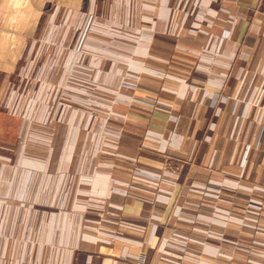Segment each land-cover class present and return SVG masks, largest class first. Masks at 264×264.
I'll return each instance as SVG.
<instances>
[{"label":"crops","instance_id":"obj_1","mask_svg":"<svg viewBox=\"0 0 264 264\" xmlns=\"http://www.w3.org/2000/svg\"><path fill=\"white\" fill-rule=\"evenodd\" d=\"M177 3L0 0V264H261L264 233L247 224L262 220L246 214V204L264 202V0H188L183 17ZM87 9L123 30L111 46L211 65L189 70L193 81L185 85L141 73L131 93L156 98L160 109L150 119L130 112L124 125L137 132L108 134L114 149L140 154L151 141L178 161L177 170H166L176 180L171 200L157 204L158 219L141 196L121 193L126 183L146 190L147 181L95 166L101 120L90 124L85 114L66 111L53 119L50 104H33L28 109L43 113L40 123L59 132L33 130L21 139L12 79L53 31L66 45ZM190 45L194 51H184ZM128 103L114 110L126 114ZM88 126L96 129L82 130ZM149 131L161 140H149ZM185 202L187 215L176 219ZM101 208L113 218L87 213Z\"/></svg>","mask_w":264,"mask_h":264},{"label":"rangeland","instance_id":"obj_2","mask_svg":"<svg viewBox=\"0 0 264 264\" xmlns=\"http://www.w3.org/2000/svg\"><path fill=\"white\" fill-rule=\"evenodd\" d=\"M177 2L176 7L182 17L183 14H188L187 7H185L188 0H177ZM101 8L104 7L101 5ZM57 17L56 20L59 21L62 15ZM99 18L93 9L84 10L76 20L70 40L66 45L59 41L61 31H53L50 38L51 43L36 46V58H33L35 61L30 63L25 60L22 62L19 72L12 79L10 89L14 93V104L11 109L21 120L23 119L20 126L21 139L31 136L33 130L36 131L35 135L41 136L47 134L50 129L54 133L58 129H55L53 124L40 123L43 113L40 110L31 111L28 109L33 104L37 108L50 104L53 119L59 120L60 114L63 115L61 116L63 118L66 111L71 114H85L91 120L90 124L97 119L101 120L103 127L99 130L100 149L95 166L125 169L126 177L130 180L136 178L147 181L146 190L140 191L132 187L131 195L135 196L137 192H141L142 198L152 205L151 216L158 219L161 212L157 204L171 200L176 180L166 170L173 168L177 170L178 161L169 157L170 150L164 149L162 153L156 151V147L151 141L146 144V151H142L140 154L138 151H129L118 145H115L114 149L113 142L111 143L107 139L108 134L117 133L121 136L125 131L137 132L134 131V128L124 125L127 123L130 112L135 115H146L147 119H150L154 110L160 109L159 101L156 98L139 97L131 93L130 90L133 91L139 86L141 73L148 74L152 78L159 77L162 80H177L185 85L193 81L189 70L195 68L197 71H204L211 65L183 60L178 64L167 56L163 58L151 55L146 59L140 56L139 47L111 46L108 42L121 40L124 32L119 29L114 30L113 27L109 28L107 22H103ZM150 50L152 49L150 48ZM192 50L191 45L184 47L186 52ZM127 102H130L131 104H128L132 107L127 106L129 111L126 114L114 110V107H123V104H127ZM71 109L73 111L70 112ZM88 129L92 130L96 127L88 126L82 130ZM147 135H149V140L151 138L161 140L162 138L150 135V131ZM139 155L147 160L149 163L147 166L141 165ZM160 162L165 166L156 167L155 163L158 165ZM126 186L131 187L133 184L126 183ZM125 192L124 189L121 190L123 195H126ZM188 192L186 186L181 191L182 197L186 198ZM186 211L185 202L184 205L175 209L174 216L176 219L180 216L184 217L187 215ZM87 213L91 216L100 214L105 220L113 218L110 217L111 212L107 208L88 209ZM116 233L118 234L113 230V234Z\"/></svg>","mask_w":264,"mask_h":264},{"label":"built area","instance_id":"obj_3","mask_svg":"<svg viewBox=\"0 0 264 264\" xmlns=\"http://www.w3.org/2000/svg\"><path fill=\"white\" fill-rule=\"evenodd\" d=\"M123 189L126 191L125 194L127 195H131L133 188L132 187H128V186H124ZM135 196H143V194L140 192L135 195ZM246 214L249 215H254V216H258L260 218V223L259 225H249L247 224V228H249L251 231H256V232H263L264 233V202L255 198H251L249 199L248 204H246ZM239 221H241L244 226L246 225V222H244V219H240ZM261 264H264V249L261 252Z\"/></svg>","mask_w":264,"mask_h":264}]
</instances>
